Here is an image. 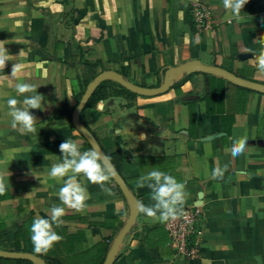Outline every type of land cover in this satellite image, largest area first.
I'll return each instance as SVG.
<instances>
[{"label":"crops","instance_id":"crops-1","mask_svg":"<svg viewBox=\"0 0 264 264\" xmlns=\"http://www.w3.org/2000/svg\"><path fill=\"white\" fill-rule=\"evenodd\" d=\"M239 11L229 18L223 0H0V56L10 59L0 65V249L48 264H264V91L239 82L264 86L254 59L264 54V0H244ZM16 62L33 92L15 91L8 75ZM104 71L103 81L126 89L117 75L171 85L86 104L76 123L89 83ZM34 94L42 97L35 130L13 127L7 99ZM78 124L105 154H122L120 170L111 163L126 187L112 173L105 187L81 174L86 206L66 207L53 224L62 239L35 253L31 224L60 203L63 181L46 173L63 159L59 145L69 138L94 148ZM233 136L245 140L236 154ZM213 165L222 171L212 175ZM153 168L185 183L182 208L202 207L193 258L177 254L164 221L141 210L155 203L138 183ZM15 259L23 258L0 256V264Z\"/></svg>","mask_w":264,"mask_h":264},{"label":"clouds","instance_id":"clouds-1","mask_svg":"<svg viewBox=\"0 0 264 264\" xmlns=\"http://www.w3.org/2000/svg\"><path fill=\"white\" fill-rule=\"evenodd\" d=\"M244 0H223V6L230 14L229 18L240 15V7ZM22 51V50H21ZM20 51V52H21ZM260 69L264 70V54H258L254 57ZM10 59L0 56V65L6 66ZM20 65L16 62L11 71V75L16 83L14 85L17 93H31L34 86L22 82L17 75ZM23 74L21 73V76ZM41 95H26L18 101L15 97L7 99V106L13 127L20 128L29 132L34 131L36 117L32 109L41 108ZM245 140L238 137L230 138V151L236 154L243 150ZM63 159L58 163H53L46 173L49 177L62 179L63 183L58 190L59 204H52L46 210L47 216H38L34 218L30 228V238L35 253H46L54 244L62 239L61 235L54 229V223H60V217L65 213V208L81 209L86 206V201L90 198L87 186L81 182L78 177L82 174L92 183H98L105 187L104 182L110 178L111 169L105 162L108 157L102 156L95 148L81 150V146L72 139H66L59 145ZM222 171V167L213 165L211 174L217 175ZM138 183L147 184L151 189V199L154 204L141 205V210L149 217L159 216L162 221L175 219L182 210L185 199V183L179 181L173 175L153 168L142 175ZM3 188L0 187V191ZM111 192L110 189H105ZM119 204L117 210H119Z\"/></svg>","mask_w":264,"mask_h":264},{"label":"water","instance_id":"water-1","mask_svg":"<svg viewBox=\"0 0 264 264\" xmlns=\"http://www.w3.org/2000/svg\"><path fill=\"white\" fill-rule=\"evenodd\" d=\"M199 69H205L204 67H198ZM208 70L211 71H220L225 73V71H221L218 68L215 67H209ZM111 76L109 71H104L102 73H100L98 76H96L94 78L93 81H91L88 85V88L86 90V92L84 93L79 105L77 106L76 110H75V122L77 120V116L79 115L80 111L85 107V105L88 102V99L90 98V96L92 95L94 89L98 86V84L103 81L105 78ZM117 78L122 82V84H124L128 89L132 90L133 92L136 93H142V94H155V93H159V92H163L166 89L169 88V86L171 85V83H165L164 85L158 87V88H147V87H142L139 86L135 83H131V82H127L122 80V77L120 75H117ZM239 82L243 83V84H247L251 87H257V88H261L264 91V86H260L258 84L249 82V81H243V80H239ZM77 123V122H76ZM78 126L80 127V129L82 130V132L88 137V139L90 140L92 146L102 155V156H107V154H105L101 148L99 147L97 141L95 140V138L89 133V131L80 126L78 124ZM108 166L111 169V173L118 179L119 183L125 188L126 185L124 183V181L121 179L120 175L118 174V172L115 170V168L113 167V164L111 163L110 159L108 158L105 161ZM0 256L2 257H8V258H23V259H28L31 260L34 264H48L46 262V260L44 258H42L41 256H38L34 253L31 252H25V251H8V250H2L0 249ZM112 262V258H107V260L105 261L104 264H110Z\"/></svg>","mask_w":264,"mask_h":264},{"label":"built area","instance_id":"built-area-1","mask_svg":"<svg viewBox=\"0 0 264 264\" xmlns=\"http://www.w3.org/2000/svg\"><path fill=\"white\" fill-rule=\"evenodd\" d=\"M195 7H199L195 5ZM205 10H198V16H203ZM203 210L200 205L183 207L181 213L175 218L164 221L170 235V243L177 254L186 258L197 255L201 240Z\"/></svg>","mask_w":264,"mask_h":264},{"label":"trees","instance_id":"trees-1","mask_svg":"<svg viewBox=\"0 0 264 264\" xmlns=\"http://www.w3.org/2000/svg\"><path fill=\"white\" fill-rule=\"evenodd\" d=\"M131 96L135 97L137 94L134 92L124 88L122 85L113 82V81H103L93 92L91 95L87 106H94L96 105L100 100L106 99L110 96ZM81 94L79 95V100L81 98ZM131 103H128L130 105ZM69 118L72 117V110L67 113ZM107 153L108 158L111 160V162L114 164V166L117 168V170H120L121 163H122V154L120 152H115V153ZM18 264H32L29 260L26 259H15ZM50 264H56V263H50Z\"/></svg>","mask_w":264,"mask_h":264}]
</instances>
